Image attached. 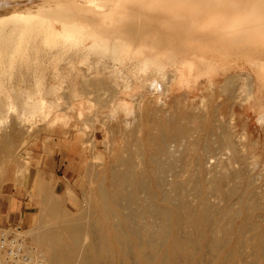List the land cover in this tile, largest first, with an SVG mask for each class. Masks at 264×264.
I'll return each instance as SVG.
<instances>
[{"label":"bare ground","instance_id":"obj_1","mask_svg":"<svg viewBox=\"0 0 264 264\" xmlns=\"http://www.w3.org/2000/svg\"><path fill=\"white\" fill-rule=\"evenodd\" d=\"M65 33L72 36L69 44L75 51L101 35L105 51L148 67L151 78L166 89L161 94L168 92L179 102L183 90L193 92L203 81L212 85L224 79L228 87L236 84L240 101L248 100L243 109H263L264 0H0V74L4 66L20 62L25 43L32 42L39 54L65 52L66 47L57 44ZM34 58L22 61L36 64L39 58ZM116 88L88 81L81 92L96 94L100 106L101 98L106 105L132 97L130 89L115 93ZM101 90L111 92L113 99L107 102L110 94L102 97ZM178 114L165 116L156 134L148 128L141 143L148 152L138 164L122 159L100 177L85 162L88 190L81 189V199L73 182L58 198V185L53 194L39 183V214L31 227L51 215L60 225L59 232L49 236L50 259L42 257L43 263L264 264V187L245 168L232 172L214 166L218 155L208 157L214 153L208 138L191 144L193 152L202 144L205 165L189 161L191 153L184 149L187 131L177 122ZM150 118L155 119L154 114ZM224 128L219 135L228 147ZM233 179L240 182L233 184ZM211 197L223 204L211 203ZM242 211L247 216L238 225ZM256 213L259 221L254 220Z\"/></svg>","mask_w":264,"mask_h":264},{"label":"rangeland","instance_id":"obj_2","mask_svg":"<svg viewBox=\"0 0 264 264\" xmlns=\"http://www.w3.org/2000/svg\"><path fill=\"white\" fill-rule=\"evenodd\" d=\"M58 28L63 29L62 26ZM102 38L97 35L94 40L98 44L91 40L75 51L69 44L72 36L65 33L57 42L67 49L58 54L60 56L54 55L58 52L57 49L51 50L52 53L49 51L51 54L35 53L34 44L25 43L23 53L18 57L20 62L13 67L4 66L3 70L6 72L0 74V237L6 230L11 235L16 233L22 239L21 243L26 251L31 253L33 259L38 258L41 262L42 257L47 261L50 259L49 236L60 230L55 216L45 218L34 227H31V221L27 222V219L23 221L24 225L13 224L6 219L1 222V216L8 211H21L32 213L33 220L38 218L37 204L40 195H37L36 188L40 182L45 184L46 191L53 194V187L58 185L57 195L54 194L57 198L62 195L65 186L73 182L81 199V189L88 190L86 167H93L102 177L109 172L110 165L118 164L122 159L129 157L132 161L135 159V165L138 164L148 152L147 147L141 145L148 135V128H151V134H156L161 129L162 119L173 116L176 112L179 114L175 117L181 118L177 122L180 121L187 131L188 143L184 149L191 153L188 155L189 161L193 158V162L196 159L204 166L205 159L215 157L216 153L218 156L215 157L214 166H225L226 170H233L232 172L245 168L250 175L256 177L259 186L264 187V106L258 111L260 116L256 111L243 109L241 104H248V100L240 101L241 92L236 84H229L232 87H228L224 79L212 85L203 81L193 92L183 90V98L179 102L174 95L167 96L168 92L166 95L161 94V90L165 88L151 78L148 67H141L140 63L132 61L130 57L122 60L118 53L105 51L100 42ZM88 45L93 47L92 52L87 53ZM33 58L36 59V64L22 61H34ZM245 76L246 74L242 75L243 80L248 78ZM88 81L114 86V89L117 87L116 90L113 89L115 93L130 89L132 97L126 99L123 96L118 104L111 97V92L101 90V96L105 92L102 97H106V93L110 94L108 96L111 98L107 102L113 101L106 102L105 105L103 103L106 99L101 98L103 103L100 106V102H96L100 100L95 101L96 94L85 96L81 92L83 84ZM152 113L155 119L150 118ZM196 116H201V120L195 121ZM222 128L227 132L226 135L229 134L231 142L228 147L220 136L223 134ZM206 138L214 150L213 154L206 157L202 153V144L194 147V152L191 150L193 142L202 143ZM79 144H84L82 147L85 152ZM74 150H79L82 157L76 154L77 158ZM40 160H43V167ZM194 165L196 163L192 164V168ZM239 182L235 179L232 181L233 184ZM203 190L206 188L203 187ZM209 200L213 204L219 201L213 197ZM218 204L223 203L220 201ZM242 213L236 221L238 225L244 223L247 216V212ZM258 215H254V220L259 221ZM31 229L33 232L28 233ZM42 264L47 263L45 261Z\"/></svg>","mask_w":264,"mask_h":264},{"label":"built area","instance_id":"obj_3","mask_svg":"<svg viewBox=\"0 0 264 264\" xmlns=\"http://www.w3.org/2000/svg\"><path fill=\"white\" fill-rule=\"evenodd\" d=\"M22 239L9 231L1 233L0 254L2 256L1 264H42L40 260L31 258L27 253Z\"/></svg>","mask_w":264,"mask_h":264},{"label":"crops","instance_id":"obj_4","mask_svg":"<svg viewBox=\"0 0 264 264\" xmlns=\"http://www.w3.org/2000/svg\"><path fill=\"white\" fill-rule=\"evenodd\" d=\"M4 219H6V221H9L13 224H22L24 225V220H26L27 222L33 221V215L32 213H21L20 212H15V211H8L6 214L1 216V222L4 221Z\"/></svg>","mask_w":264,"mask_h":264}]
</instances>
